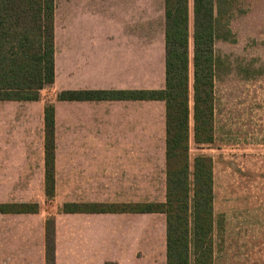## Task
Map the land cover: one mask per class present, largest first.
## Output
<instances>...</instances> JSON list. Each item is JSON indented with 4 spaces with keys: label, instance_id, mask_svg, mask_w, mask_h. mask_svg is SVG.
I'll return each instance as SVG.
<instances>
[{
    "label": "crops",
    "instance_id": "1",
    "mask_svg": "<svg viewBox=\"0 0 264 264\" xmlns=\"http://www.w3.org/2000/svg\"><path fill=\"white\" fill-rule=\"evenodd\" d=\"M54 4V84L43 90V102H26L37 105L44 126L46 105L54 108V198L57 190H65L60 209L66 204L140 203L120 196L127 190L150 189L152 171L162 172L166 186L165 103L59 101L57 96L152 91L144 85L145 78L153 75L152 68L165 71V0ZM23 103L0 102V114L5 109L19 120V132H0V205L37 204L38 212L0 213V264H47L48 232L54 264H167L166 223L162 245L157 246L149 218L155 214L46 210V200L54 198L45 193V143L38 166L24 165ZM152 157H162V162L152 166ZM24 188L40 189L42 199L24 200Z\"/></svg>",
    "mask_w": 264,
    "mask_h": 264
},
{
    "label": "trees",
    "instance_id": "2",
    "mask_svg": "<svg viewBox=\"0 0 264 264\" xmlns=\"http://www.w3.org/2000/svg\"><path fill=\"white\" fill-rule=\"evenodd\" d=\"M188 0H165V88L148 92H66L59 101H162L166 109V200L143 204H66L63 213L161 214L166 217L167 264H214V173L209 157L190 167L189 143L215 137V42L223 0H194L193 113L190 108ZM54 0H0V102H37L54 83ZM54 108H45L46 196H54ZM191 177L193 180H191ZM36 213L38 206L0 205V213ZM47 264H54L47 236Z\"/></svg>",
    "mask_w": 264,
    "mask_h": 264
},
{
    "label": "rangeland",
    "instance_id": "3",
    "mask_svg": "<svg viewBox=\"0 0 264 264\" xmlns=\"http://www.w3.org/2000/svg\"><path fill=\"white\" fill-rule=\"evenodd\" d=\"M193 7L194 0H188L192 113ZM218 35L219 39L214 46L218 62L214 142L205 146L194 143L192 114L190 167L192 170L199 156L209 157L213 161L214 264H264V0H223V16L218 25ZM152 73L148 80L145 78L144 85H149L150 90L165 88V71L158 67L152 68ZM43 90L39 99L42 102L47 99ZM53 94L50 91L48 95L50 99L54 96L52 100H55ZM34 106L37 105L26 102L21 106V133L24 165L38 166L46 136L44 123H40L38 109ZM47 106L53 107L50 104ZM2 110L0 132H19L18 115L16 118L13 110V114L6 115L5 109ZM61 129L60 125V132ZM152 148L158 147L152 145ZM160 161L162 157H152V166H157ZM152 173L154 177L150 189L127 190V194L120 196V200L140 202L134 204L165 202L166 186L162 181V172ZM64 192L62 189L57 190V197L53 196L52 201L46 200L47 211H59ZM42 197L40 189H23L24 200L38 202ZM149 218L152 229L157 231L155 245L160 246L164 238L166 217L155 214Z\"/></svg>",
    "mask_w": 264,
    "mask_h": 264
}]
</instances>
